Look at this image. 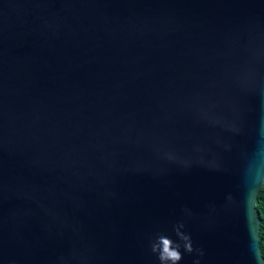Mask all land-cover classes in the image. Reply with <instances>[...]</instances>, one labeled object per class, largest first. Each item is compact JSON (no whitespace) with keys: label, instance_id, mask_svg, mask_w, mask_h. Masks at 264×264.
<instances>
[{"label":"water","instance_id":"1","mask_svg":"<svg viewBox=\"0 0 264 264\" xmlns=\"http://www.w3.org/2000/svg\"><path fill=\"white\" fill-rule=\"evenodd\" d=\"M263 186L264 0H0V264H264Z\"/></svg>","mask_w":264,"mask_h":264},{"label":"trees","instance_id":"2","mask_svg":"<svg viewBox=\"0 0 264 264\" xmlns=\"http://www.w3.org/2000/svg\"><path fill=\"white\" fill-rule=\"evenodd\" d=\"M257 208H258V211L260 213V218H261L260 236H261V247H262L263 255H264V186L259 193Z\"/></svg>","mask_w":264,"mask_h":264},{"label":"clouds","instance_id":"3","mask_svg":"<svg viewBox=\"0 0 264 264\" xmlns=\"http://www.w3.org/2000/svg\"><path fill=\"white\" fill-rule=\"evenodd\" d=\"M163 244H164V248H163V254L161 257L162 259H170L174 262L180 258L178 252L174 250H170L168 240H164ZM188 250L191 251V248H189Z\"/></svg>","mask_w":264,"mask_h":264}]
</instances>
